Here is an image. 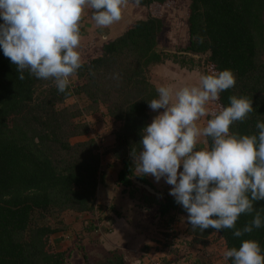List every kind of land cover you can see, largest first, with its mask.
<instances>
[{"label": "trees", "instance_id": "1", "mask_svg": "<svg viewBox=\"0 0 264 264\" xmlns=\"http://www.w3.org/2000/svg\"><path fill=\"white\" fill-rule=\"evenodd\" d=\"M178 1L141 0L140 6L161 9ZM187 1L188 45L183 51L159 50L162 19L147 16L101 45L98 57L82 62L70 78L75 84L63 93L52 80L36 79L27 72L20 80L16 66L0 50V264H65V252L48 250L50 238L67 231L64 214L95 212L97 186L104 178L99 176L95 141L72 145L70 140L88 133L81 119L99 108L112 124L119 125L111 151L119 167L116 184L125 189L137 180L152 188L145 176L135 173L131 156L132 151L141 150L142 130L150 124L148 102L158 98L149 78L151 68L171 61L182 69L188 67L189 72L203 66L200 74L231 70L236 84L221 93L212 111L229 106L231 96H246L254 110L243 122L234 123L230 132L257 133L256 123L264 122V0ZM188 54L205 58L201 62ZM75 97L84 99L87 106L65 105ZM205 139L204 147L210 148L211 140ZM158 206L160 216L169 217L166 226L175 216L184 217L189 246L214 248L208 255L212 264H231L223 258L224 251L238 248L246 239L258 241L264 251V227L242 237H234L231 229L201 231L188 223L187 212L175 199L165 198ZM255 207L264 216V201ZM252 219L242 214L236 228L242 229ZM99 264L125 262L113 252Z\"/></svg>", "mask_w": 264, "mask_h": 264}, {"label": "clouds", "instance_id": "2", "mask_svg": "<svg viewBox=\"0 0 264 264\" xmlns=\"http://www.w3.org/2000/svg\"><path fill=\"white\" fill-rule=\"evenodd\" d=\"M128 4L129 0H0V50L16 66L20 80L27 72L52 80L63 93L83 66L79 48L85 10H91L96 27L108 28L122 18ZM135 4L140 6L141 0ZM235 84L234 73L225 69L199 74L195 85L158 87V98L148 107L163 111L143 128L141 150L131 156L138 175H150L157 183L163 178L172 186L169 195L187 212L193 228L231 229L234 237H242L264 227V216L255 207L264 201V122L256 123V134L230 132L254 110L246 96L229 97V106L219 111L208 107ZM209 115L212 118L201 127L198 121ZM201 137L211 140L210 148L196 150ZM242 214L253 219L237 229ZM223 258L231 264H264V251L258 241L246 239L238 248L226 249Z\"/></svg>", "mask_w": 264, "mask_h": 264}, {"label": "rangeland", "instance_id": "3", "mask_svg": "<svg viewBox=\"0 0 264 264\" xmlns=\"http://www.w3.org/2000/svg\"><path fill=\"white\" fill-rule=\"evenodd\" d=\"M187 8V0H179L175 4L168 3L161 9L136 6L135 0H129L128 6L122 12V18L108 28L96 27L91 18V10L86 9L80 25L81 61L86 62L98 57L101 45L121 36L136 21L155 15L162 19L163 25L157 48L171 54L179 53L188 45ZM191 58L201 59L202 62L205 57ZM196 68L198 69L189 72L188 67L182 69L171 61H166L150 69V82L155 88L163 85H173L175 88L195 85L198 83L200 72L202 73V68L197 66ZM75 82L74 79H70L69 85H74ZM65 105H78L79 108H83L87 106V102L75 97L68 100ZM208 107L212 111L213 102ZM159 111L150 112V123ZM104 112L103 108H99L97 113L83 117L81 121L88 125V133L81 139L72 142L70 140L72 145L92 140L99 147V176H104L100 183L105 187L97 186L95 194L97 208L92 215L64 214L63 221L64 225H67V231L51 237L48 250L55 253L65 252V264H99L113 252L120 254L125 264H148L147 262L151 264L150 259L154 264H212L208 255L214 248L189 246L185 219L182 215L175 216V221L168 226L166 224L169 217L160 216L158 203H162L165 198L175 199L169 195L172 186L166 184L163 178L157 183L154 177L145 176L152 185L150 188L154 194L141 190L135 184L125 189L116 184L119 167L111 151H114L112 149L115 143L114 136L119 125L112 124L104 116ZM207 117L198 121L201 127L206 125ZM196 147V150L205 149L203 137ZM48 222L54 225V220L50 219ZM90 227L95 231H90ZM166 235L169 236L166 238ZM215 264L226 263L220 261Z\"/></svg>", "mask_w": 264, "mask_h": 264}, {"label": "water", "instance_id": "4", "mask_svg": "<svg viewBox=\"0 0 264 264\" xmlns=\"http://www.w3.org/2000/svg\"><path fill=\"white\" fill-rule=\"evenodd\" d=\"M188 56H189V57H197V58H198V56H194V55H189V54H188ZM132 184H135V185L138 186L141 190L146 191V192L149 193V194H150V193H151V194H154L153 190H152L149 186L144 185V184L140 183V182L137 181V180H132Z\"/></svg>", "mask_w": 264, "mask_h": 264}, {"label": "crops", "instance_id": "5", "mask_svg": "<svg viewBox=\"0 0 264 264\" xmlns=\"http://www.w3.org/2000/svg\"><path fill=\"white\" fill-rule=\"evenodd\" d=\"M118 37H119V36H118ZM118 37H117V38H118ZM114 39H115V38H114ZM114 39H113V40H114ZM103 179H104V178H103ZM100 185H101V186H100ZM98 186H99V187H102V186H103V187H105V185H104V184H102V183H100ZM150 261H151V264H153V263H154V261H153L152 259H150ZM147 263L149 264V262H147Z\"/></svg>", "mask_w": 264, "mask_h": 264}]
</instances>
